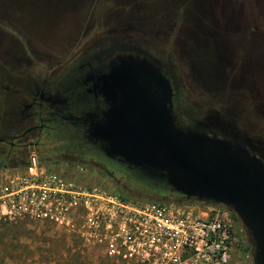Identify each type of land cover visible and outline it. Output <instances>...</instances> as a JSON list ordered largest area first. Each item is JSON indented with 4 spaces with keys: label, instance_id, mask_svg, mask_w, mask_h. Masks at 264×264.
Segmentation results:
<instances>
[{
    "label": "rangeland",
    "instance_id": "374dc122",
    "mask_svg": "<svg viewBox=\"0 0 264 264\" xmlns=\"http://www.w3.org/2000/svg\"><path fill=\"white\" fill-rule=\"evenodd\" d=\"M208 2L212 12L225 20L230 13L242 19L248 34L201 37L199 16L205 19L209 15L205 0H0V85L23 84L26 72H44L52 64H63L69 54L96 38L135 37L152 45L156 54L169 57L175 75L184 77L191 102L218 109L233 102L238 127L264 139V0ZM5 149L0 145V151ZM28 155L26 159L15 155L6 167L1 165L0 183L23 167ZM59 164L53 168H66ZM70 165L84 168L85 173L76 176L78 180L134 201H162L137 181L124 178L119 188L94 168ZM182 200L168 197L163 201ZM215 208L232 226L229 264H253L247 229L229 207L216 204ZM0 264L121 263L86 247L60 227L23 219L0 222Z\"/></svg>",
    "mask_w": 264,
    "mask_h": 264
},
{
    "label": "water",
    "instance_id": "95a60500",
    "mask_svg": "<svg viewBox=\"0 0 264 264\" xmlns=\"http://www.w3.org/2000/svg\"><path fill=\"white\" fill-rule=\"evenodd\" d=\"M96 79L108 108L91 116L88 131L104 154L134 168L137 181L156 180L184 200L229 207L248 231L253 264H264V162L255 154L264 139L217 112L208 118L221 123L222 136L176 126L166 80L146 60L119 57Z\"/></svg>",
    "mask_w": 264,
    "mask_h": 264
},
{
    "label": "flooded vegetation",
    "instance_id": "af4514ba",
    "mask_svg": "<svg viewBox=\"0 0 264 264\" xmlns=\"http://www.w3.org/2000/svg\"><path fill=\"white\" fill-rule=\"evenodd\" d=\"M205 1L209 15L205 19L199 16L201 37L208 39L213 35L235 32L248 34L250 30L245 27L246 23L242 19L230 13L225 20L224 16L213 13L208 0ZM156 52L152 45H146L138 38L110 35L96 38L77 49L66 57L63 64H52L44 72H26L23 84L14 87L0 85V145L6 148L4 152L0 151V166L6 167L15 155L26 159L33 150L30 154H35L43 162L64 165L79 163L94 168L112 179L119 188L124 178L136 182V170L128 168L117 159L108 158L101 144L89 137L88 131L91 116L99 119L108 108L103 96L94 88L96 77L107 72L112 60L125 56L146 60L163 74L171 92V109L176 126L201 129L222 136L225 131L221 123L208 118L211 112H217L240 129L233 115V102H227L219 109L204 108L191 102L184 77L175 75L167 55ZM199 79L204 81L200 76ZM202 85L212 90L209 85ZM246 132L250 136L259 137ZM255 154L264 162V150ZM136 183L162 200L168 197L183 199L162 182L146 180Z\"/></svg>",
    "mask_w": 264,
    "mask_h": 264
},
{
    "label": "built area",
    "instance_id": "2783aa9c",
    "mask_svg": "<svg viewBox=\"0 0 264 264\" xmlns=\"http://www.w3.org/2000/svg\"><path fill=\"white\" fill-rule=\"evenodd\" d=\"M30 154L0 183V222L34 220L60 227L121 264H229L234 235L216 204L134 201L76 178ZM202 203L204 206H199Z\"/></svg>",
    "mask_w": 264,
    "mask_h": 264
},
{
    "label": "trees",
    "instance_id": "16d2710c",
    "mask_svg": "<svg viewBox=\"0 0 264 264\" xmlns=\"http://www.w3.org/2000/svg\"><path fill=\"white\" fill-rule=\"evenodd\" d=\"M123 197H125V198H131L130 196H128V195H124ZM163 201V200H162ZM217 205H220V206H222L221 204H217Z\"/></svg>",
    "mask_w": 264,
    "mask_h": 264
}]
</instances>
